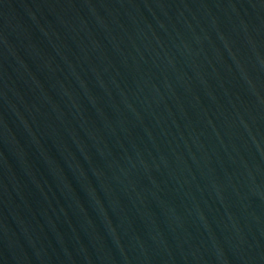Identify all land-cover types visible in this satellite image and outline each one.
<instances>
[{
    "label": "water",
    "instance_id": "water-1",
    "mask_svg": "<svg viewBox=\"0 0 264 264\" xmlns=\"http://www.w3.org/2000/svg\"><path fill=\"white\" fill-rule=\"evenodd\" d=\"M0 264H264V0H0Z\"/></svg>",
    "mask_w": 264,
    "mask_h": 264
}]
</instances>
